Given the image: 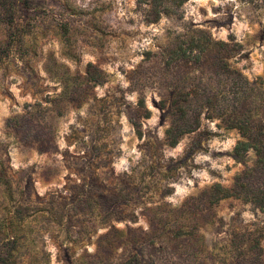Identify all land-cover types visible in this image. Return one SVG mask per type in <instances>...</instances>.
<instances>
[{
  "label": "rangeland",
  "instance_id": "1",
  "mask_svg": "<svg viewBox=\"0 0 264 264\" xmlns=\"http://www.w3.org/2000/svg\"><path fill=\"white\" fill-rule=\"evenodd\" d=\"M0 264H264V0H0Z\"/></svg>",
  "mask_w": 264,
  "mask_h": 264
},
{
  "label": "trees",
  "instance_id": "2",
  "mask_svg": "<svg viewBox=\"0 0 264 264\" xmlns=\"http://www.w3.org/2000/svg\"><path fill=\"white\" fill-rule=\"evenodd\" d=\"M216 187H217V191L219 192V194H221L222 198H227L229 196L228 190L226 188L224 189L219 185H217Z\"/></svg>",
  "mask_w": 264,
  "mask_h": 264
}]
</instances>
